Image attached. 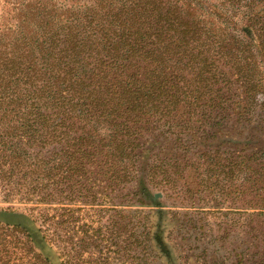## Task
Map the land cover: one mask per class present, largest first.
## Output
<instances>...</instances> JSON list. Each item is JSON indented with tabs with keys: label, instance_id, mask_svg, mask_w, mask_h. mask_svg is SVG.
Returning <instances> with one entry per match:
<instances>
[{
	"label": "trees",
	"instance_id": "16d2710c",
	"mask_svg": "<svg viewBox=\"0 0 264 264\" xmlns=\"http://www.w3.org/2000/svg\"><path fill=\"white\" fill-rule=\"evenodd\" d=\"M0 1V195L32 225L0 208V264H207L202 204L155 195L189 170L240 174L264 214V147L222 139L264 120V0Z\"/></svg>",
	"mask_w": 264,
	"mask_h": 264
},
{
	"label": "rangeland",
	"instance_id": "374dc122",
	"mask_svg": "<svg viewBox=\"0 0 264 264\" xmlns=\"http://www.w3.org/2000/svg\"><path fill=\"white\" fill-rule=\"evenodd\" d=\"M57 2L59 6H64L63 4L71 3V0H54ZM75 1V0H72ZM77 2L87 3L89 0H76ZM220 1V0H218ZM85 3V4H86ZM3 7L5 5L0 1V22L3 21L1 15H4ZM240 11H244V7H238ZM7 9V8H5ZM241 12L240 14H243ZM235 117L232 115L226 122L224 126H222V134H224L222 139L230 138L231 143L226 145H230L232 148L234 145L237 146L238 149L242 148V144L245 142H255L261 148L264 147V120L262 119L259 127H254V125H249L244 121H237L234 119ZM241 120V119H240ZM197 123H189L186 127L190 128L195 125L194 130L200 132V129L196 127ZM177 126V125H176ZM253 126V127H252ZM178 127L172 129L173 131H178ZM180 130V129H179ZM263 130V131H262ZM263 132V135H261ZM256 134V135H255ZM170 136V135H168ZM215 136H219L218 133H215ZM233 136V137H232ZM173 138V136H171ZM187 138H191L190 135ZM196 141L198 139L193 136ZM250 138V139H247ZM162 140L163 137H162ZM209 142V141H207ZM206 143V142H205ZM225 144V143H224ZM163 146L165 148H174V151H170V154L178 155L179 159H184L187 156H192L193 153H197L200 150V147L197 145V150H195L190 155H181L179 152L180 148L178 147V142L173 144V141H165ZM194 148V147H190ZM234 150L229 151L233 152ZM167 159V158H166ZM145 166V165H143ZM146 169V168H145ZM190 173V176H189ZM184 173V176H188L186 178L191 180L192 176H194L193 183L190 185V188L185 192L184 195L181 194V197H177V189L175 187H168L169 190L161 183L160 186L155 188V195L160 196V200L169 206H180L187 204H202V209L200 215L203 221L202 223L206 224L209 230L206 232L208 234L209 239L215 238L213 243L208 244L209 256L207 257V264H260V256L264 251L261 247H257L260 244V240L264 238V214L259 216L248 215L243 211V206L245 205L244 200L247 198V201L253 202L256 200V197H253V193L242 192V188L244 186L243 181L240 180V174L234 173L227 180L226 177L223 180H216L214 178L210 179V188L207 191H201L199 187V182L201 181L199 174ZM143 172H140L139 177L141 181L144 180ZM184 180V179H181ZM200 180V181H199ZM179 180L176 181V185L178 186ZM175 184V183H174ZM150 185V184H149ZM201 191V192H200ZM164 194L162 195L161 194ZM162 195V196H161ZM195 195L196 197L192 198ZM263 195V193H262ZM188 197H191L189 199ZM210 197V198H208ZM184 198V199H181ZM264 203V200L262 201ZM261 206H264L263 204ZM12 207L17 211H14V214L9 213V218L11 221H23L24 223L31 226V224L27 223L29 220L24 217L25 212L23 210V206L17 202H6L2 199L0 195V208ZM259 209V208H256ZM179 210V209H178ZM183 211V210H181ZM184 213V212H183ZM195 217V215H194ZM196 218V217H195ZM221 237V238H220ZM206 237H202L200 241H194V236L191 238H187V240H177V244H197L195 245L196 254L199 253L201 248L206 245ZM40 240V239H39ZM250 242H253V247L249 249V253H251L245 260L243 257V252L246 249L247 245H250ZM44 247L47 250H50L48 243L43 242ZM217 245H219V249H217ZM42 247V246H41ZM186 247H184L185 249ZM45 249H43L44 251ZM45 250V251H47ZM225 257V258H224Z\"/></svg>",
	"mask_w": 264,
	"mask_h": 264
}]
</instances>
